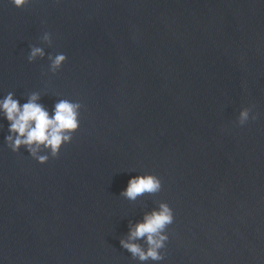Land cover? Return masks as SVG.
I'll use <instances>...</instances> for the list:
<instances>
[{
    "label": "water",
    "instance_id": "1",
    "mask_svg": "<svg viewBox=\"0 0 264 264\" xmlns=\"http://www.w3.org/2000/svg\"><path fill=\"white\" fill-rule=\"evenodd\" d=\"M10 91L81 104L80 127L40 164L0 120V264H264V0H0ZM147 174L158 192L121 194ZM161 203L163 259L140 261L120 241Z\"/></svg>",
    "mask_w": 264,
    "mask_h": 264
},
{
    "label": "clouds",
    "instance_id": "2",
    "mask_svg": "<svg viewBox=\"0 0 264 264\" xmlns=\"http://www.w3.org/2000/svg\"><path fill=\"white\" fill-rule=\"evenodd\" d=\"M31 0H11L17 8H23ZM43 40L50 42V34L45 33ZM44 50L40 47H32L27 59L33 62L37 57H44ZM51 60V70L60 69L67 60L65 54L60 53ZM40 101L39 93L28 96L27 102L21 103L15 97L14 92H8L0 97V120L7 121L8 135L5 143L12 152H19L23 147L30 156L40 164H45L50 156L58 157L62 147L71 143L73 135L80 127L81 104L68 99L59 100L51 112ZM251 107H242L237 122L244 125L250 118ZM46 150L48 154H41ZM161 188L159 177L147 174L136 175L129 178L122 195L129 200H136L144 193H156ZM174 214L166 203H161L158 209L146 213L143 219L131 226L127 239H122L120 244L128 250L133 257L140 261H159L163 259L160 249L164 247L168 239L164 234L166 227L173 223ZM143 238L148 247L145 249L137 240Z\"/></svg>",
    "mask_w": 264,
    "mask_h": 264
}]
</instances>
